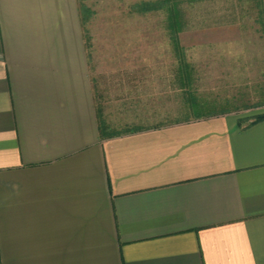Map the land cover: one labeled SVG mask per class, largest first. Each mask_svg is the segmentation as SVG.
<instances>
[{"label": "crops", "instance_id": "obj_1", "mask_svg": "<svg viewBox=\"0 0 264 264\" xmlns=\"http://www.w3.org/2000/svg\"><path fill=\"white\" fill-rule=\"evenodd\" d=\"M82 1L0 0V264H264V111L138 122L166 81L103 73Z\"/></svg>", "mask_w": 264, "mask_h": 264}, {"label": "rangeland", "instance_id": "obj_2", "mask_svg": "<svg viewBox=\"0 0 264 264\" xmlns=\"http://www.w3.org/2000/svg\"><path fill=\"white\" fill-rule=\"evenodd\" d=\"M146 3L156 6L144 10ZM82 4L91 51L100 49L103 73L112 70L122 76L126 63L139 73L137 68L144 65L151 80L166 81L167 91L150 93L149 117L138 122L193 119L190 95L208 110L264 111V37L252 23L253 16L258 17L257 1L85 0ZM173 4L180 10L171 12ZM182 50L190 82L178 91L179 80L186 76L180 69Z\"/></svg>", "mask_w": 264, "mask_h": 264}, {"label": "trees", "instance_id": "obj_3", "mask_svg": "<svg viewBox=\"0 0 264 264\" xmlns=\"http://www.w3.org/2000/svg\"><path fill=\"white\" fill-rule=\"evenodd\" d=\"M156 6V3H150V6L146 3L145 5H144V10H148V9H152L153 7H155ZM173 7V8H172ZM172 7H171V12H177V11H179L180 9H178V7H177V4H173L172 5ZM181 29V28H180ZM179 30V29H178ZM180 59H181V66H182V72H184V71H186V72H189V70H187V69H189V68H187L188 66L186 65V58H185V54H184V50H182L181 51V54H180ZM184 64H185V66H184ZM185 73V72H184ZM185 75H186V73H185ZM187 76V77H186ZM185 77H183L184 79H183V82H182V85L185 87L186 85H188L189 84V78H190V74L188 73V75H186ZM182 86V87H183ZM191 97H190V99L191 98H193V99H191V101H192V106H194V108H195V110H196V112L198 113V114H208V113H210L211 112V109H207L206 107H204V106H201V105H203L202 103H198L197 102V100H195V96H192V95H190ZM261 119H264V114H261V115H258L256 118H255V120H261Z\"/></svg>", "mask_w": 264, "mask_h": 264}]
</instances>
